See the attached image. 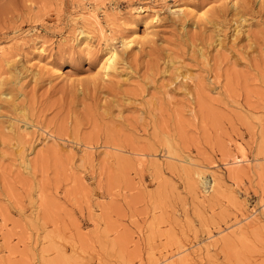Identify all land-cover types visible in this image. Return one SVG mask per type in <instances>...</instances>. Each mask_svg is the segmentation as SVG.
<instances>
[{"label":"rangeland","instance_id":"374dc122","mask_svg":"<svg viewBox=\"0 0 264 264\" xmlns=\"http://www.w3.org/2000/svg\"><path fill=\"white\" fill-rule=\"evenodd\" d=\"M229 1L0 0V264H264V4Z\"/></svg>","mask_w":264,"mask_h":264},{"label":"bare ground","instance_id":"6f19581e","mask_svg":"<svg viewBox=\"0 0 264 264\" xmlns=\"http://www.w3.org/2000/svg\"><path fill=\"white\" fill-rule=\"evenodd\" d=\"M245 1V0H244ZM262 2V4H264V0H259ZM240 2V1H239ZM239 2L238 0H230L228 2V7L229 8H232V9H235L237 10L238 7H239ZM244 3V2H243ZM167 9L169 10L170 14L175 17L177 20L179 21H182L183 24L181 25L182 26V29L183 30H187V26L185 25V22L186 21H192L194 20L195 18L198 19V17H202L204 18V14L201 15V13H199L198 11H196L195 9L191 8V7H187V6H178V5H173L172 6H167ZM135 12L137 14H140V13H149V15L151 16V20L154 22H158L160 19H159V10L157 9H153L152 7H139L137 9H135ZM89 14V13H88ZM92 18H94V20L97 21V18L95 16H91ZM90 17V18H91ZM240 18V25L242 24L241 28L237 29V32H241V31H244L242 30V28L244 27V23H246V19L242 16V17H239ZM205 20L207 21V23H210L213 25V23L211 22V20H209L206 16H205ZM195 21V20H194ZM187 22V23H188ZM95 23V21H94ZM98 25V24H97ZM238 25V24H237ZM184 32V31H183ZM186 32V31H185ZM184 32V33H185ZM188 32V31H187ZM218 35V34H217ZM129 36V35H128ZM218 40L220 41L221 39L218 38ZM122 46L124 47V49L127 51L129 50L130 48H132L133 45H137L140 46L143 44V38L142 37H139V36H136V35H131L127 38H122ZM42 51V49H40ZM9 60V59H8ZM118 60H119V56H118V53L116 51V49L113 47V48H110L106 51L105 55L103 56V58L101 59L100 61V64H99V69L101 71V79H104L105 77H108V75L114 70L115 68V65L116 63H118ZM6 63H9L8 61ZM14 64V63H13ZM32 66V65H31ZM13 67V66H12ZM15 67V66H14ZM25 69L26 67L23 66ZM28 68V66H27ZM12 69V68H11ZM36 69V68H35ZM39 69H41L39 67ZM15 70V69H14ZM27 72H29L30 74L32 75H36L38 72L35 71L33 72V70H28L26 69ZM56 71V70H54ZM40 73V71H39ZM49 73V72H48ZM39 75V74H38ZM51 75L53 76H57V77H62L63 73L60 72V70H57V72H52ZM19 74H17L16 77H18ZM22 79V78H21ZM19 81V80H18ZM13 92L12 91H8L6 93V95H9V98L11 97V95ZM11 99V98H10ZM25 121V120H24ZM11 126V124H10ZM12 128V127H11ZM27 134V133H26ZM236 147L240 148L242 150V147L241 145H236ZM139 156V155H138ZM141 157V156H140ZM239 163H248V159L247 157L245 156L244 153H242V158L239 159V160H232V161H229V162H225V165H231V164H238ZM248 165V164H247ZM231 173V172H230ZM181 250V249H180ZM183 251V250H182ZM186 251V250H185ZM180 252V251H179ZM184 252V251H183ZM182 252V253H183ZM178 253V252H177ZM181 253V252H180ZM181 253V255H182ZM183 257L181 256V259L182 261L186 260L184 259V256H186L185 252L183 253ZM188 254V253H187ZM187 257V256H186ZM185 257V258H186ZM171 258V255L170 256H166L164 257L163 261L165 264V261L167 262V259ZM172 259V258H171ZM184 259V260H183ZM161 261V262H163ZM160 261H156L154 262L155 264H159ZM162 264V263H161ZM167 264H172L171 262H168Z\"/></svg>","mask_w":264,"mask_h":264}]
</instances>
